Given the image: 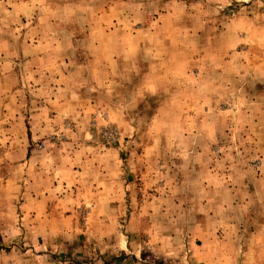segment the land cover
<instances>
[{"label": "rangeland", "instance_id": "rangeland-1", "mask_svg": "<svg viewBox=\"0 0 264 264\" xmlns=\"http://www.w3.org/2000/svg\"><path fill=\"white\" fill-rule=\"evenodd\" d=\"M175 204L264 264V0H0V264H172Z\"/></svg>", "mask_w": 264, "mask_h": 264}, {"label": "crops", "instance_id": "crops-1", "mask_svg": "<svg viewBox=\"0 0 264 264\" xmlns=\"http://www.w3.org/2000/svg\"><path fill=\"white\" fill-rule=\"evenodd\" d=\"M178 209L179 212L177 204L172 208V264H222V260H230L229 264H237L240 261L238 254L229 257L226 251L223 252L221 241L199 232L205 230L203 225H199L200 230H194L197 221L193 220L191 207L185 205L183 209L179 207ZM197 241H201L202 244L196 245ZM251 251L255 252V248ZM255 256L256 253L252 255Z\"/></svg>", "mask_w": 264, "mask_h": 264}]
</instances>
